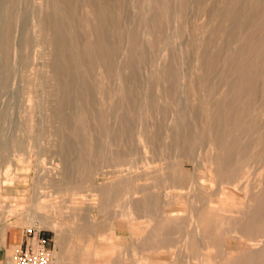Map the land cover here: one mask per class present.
Masks as SVG:
<instances>
[{
    "label": "rangeland",
    "instance_id": "rangeland-1",
    "mask_svg": "<svg viewBox=\"0 0 264 264\" xmlns=\"http://www.w3.org/2000/svg\"><path fill=\"white\" fill-rule=\"evenodd\" d=\"M44 1L0 0L1 23L11 22L12 20L10 48L6 59L7 67L11 71H8L7 77L9 78L6 77V83H0V220L24 230L32 226L28 224L30 218L27 214L34 209V202L40 206L47 204V202L50 207L57 206L58 211L54 214V217L64 223L63 237L64 240L66 239L65 242H69L68 244L66 243L67 249L69 247L70 250L68 251L72 253L73 260H75V263L76 261L79 262V264H216L218 262L215 260H218L224 248L235 249L237 253L243 248V242L227 236L226 231L229 230L227 223H223L218 227V230H215L216 241L213 246H210L204 244V242L202 243L203 238L200 237V233L204 232L203 228L205 226L196 228L194 222L195 213L201 209V206H206L212 200H224L225 206L232 209L243 206L244 203L249 201V198L245 197V191L242 189L235 188V186L232 187V185H224V183L217 181L212 172L214 164L210 161L215 151L209 148L205 140V137L209 135L207 112L213 110L218 102L221 105H227L233 100V83L231 80L224 81L223 78H231L238 75L236 73H239V69L245 64L256 65L255 71L253 68V70L248 72V74L254 72L251 75L254 78L256 77V80H254V88L256 87L254 89L256 95L254 96L256 98L253 96V101L255 102L251 100L253 103H250V108L252 109H250L249 117L247 118V129L244 132L236 131L238 134L237 147H245L246 151L249 149L246 152L245 161L243 160L246 184L250 183L248 186L251 188L256 184L258 176H264V102L261 103V100L264 101V8L262 7L264 6L262 4L264 0H95L97 2L95 8L99 10L104 8L111 15L113 14V18L106 17L105 19L101 16L97 18L98 15L95 13L92 16H88L85 12V9H87L85 0H70L72 4L69 5V10L73 9L72 11L75 13L73 17L67 20L64 26V33L68 34L72 31L75 38L64 39L61 43L64 46L67 45V47H72L74 43L80 44V47L82 43L83 46L80 49H85L91 45V41L92 43L95 41L94 43H103V51L105 50V45L108 46V50H106L107 53L104 51L106 53V55L103 54L105 59L102 58L101 62L94 59L95 53L93 55V51L90 55L91 58L87 55L77 61L71 59L70 64L61 59L63 62L60 61V67H62L61 70L63 71L60 70L57 73L58 76L56 75L53 60L56 53L51 46L42 40L39 31L36 30L38 28L35 26L38 18L42 14H46L44 6L41 5ZM38 3H41V7L37 5ZM252 4L254 5L252 6ZM259 6L260 8H257ZM236 9H239V12ZM50 14L53 17H58L61 13L51 12ZM66 14L69 15L67 12ZM222 14L223 16H221ZM62 15L64 16V14ZM93 16L96 17L94 18ZM90 19L95 23L92 24L91 21L90 25ZM103 20H107V22L104 21V24L107 25L106 27L102 23ZM96 21L98 24H96ZM86 22L92 28L94 35L89 34L85 30ZM242 24L244 28L241 27ZM14 28L16 29L14 30ZM121 31H124L123 35ZM229 32L230 34H228ZM95 34L98 36L96 37ZM100 34L102 35L100 36ZM126 35L132 39L129 40ZM230 39H235V41L231 40L230 42ZM133 40L134 42H132ZM136 42L137 44H135ZM109 43H112L110 44L112 45L111 47ZM22 45L24 47L21 48ZM249 47L258 49L260 55H258V52L255 53V49L249 51ZM125 54L131 55V57L129 56V58ZM89 58L90 61L88 60ZM110 58L111 60L109 61ZM208 59H214L215 64L209 65ZM82 62H88L92 67L85 71L83 66L87 65V63ZM92 62H94L93 65ZM98 63L100 64L98 65ZM132 66L133 69L129 71ZM88 71H91V74ZM69 76L70 79L68 78ZM81 79L84 82L87 80V83L85 85L83 83L80 84L78 81ZM66 81H69L70 87L72 86L71 91L70 87L64 90L60 87ZM256 83L258 86L261 85V87H258ZM30 84L33 85L31 92L29 90ZM86 84L89 87L86 88ZM79 87L84 90H80ZM90 87L91 89H89ZM160 87L167 90H162ZM133 88L136 89L133 90ZM257 90L259 91L257 92ZM56 92L58 93L56 94ZM170 92L171 96L163 95ZM223 92L225 93L221 94ZM85 93L88 94L87 96L90 99L84 96ZM61 94L62 96H60ZM132 98L136 99L132 100ZM59 100L62 101L63 110L61 106L59 107L61 109H58ZM87 100L91 102L89 103ZM128 106L132 109L128 110ZM83 107L85 109L90 107L89 110L95 112L97 117L99 116L98 120L91 116L90 120H93L92 122L97 125L95 127V124L89 121L92 127H90L88 135H84L82 132L80 134L74 133L75 130H73L77 125L75 117L79 109ZM194 112L196 113L195 116L198 113L196 117L198 120L195 118ZM63 115L68 119L64 118ZM117 115L123 116L130 124L129 128H132L129 130L130 142L123 143V141L117 140L113 144L111 143L110 132L117 131L120 128L114 122L115 120L117 121ZM192 115L194 118H192ZM28 116L32 119L31 122L28 121ZM62 117L64 120L67 119V124L71 122L72 130L67 125L68 129L65 126L62 127ZM183 118H185V121L188 120L190 124L183 122ZM175 119L187 124L181 126L183 130L181 127L176 128ZM112 120L113 122H111ZM27 126L31 129L34 128L30 132ZM198 126H200L199 128L204 126V128L200 130ZM184 130L185 134L183 133ZM44 131L46 134H44ZM91 131L95 133L94 136ZM200 132L203 137L200 136ZM64 133H69V135H65V137ZM183 134L186 137L195 136L203 139L194 144L195 147L193 146L192 154L175 148V138H186ZM68 137L74 143H77L76 146H73V150L78 147L75 151H72V147L70 148L69 145H65V148L68 147V149L63 148L64 141H70ZM139 137L149 139L150 143L147 144V147H143V142L138 141ZM90 138L93 139L90 140ZM85 139L89 144L82 146L80 142ZM73 142L71 143L74 144ZM204 142L206 146L202 145ZM63 149L66 151H63ZM68 150L69 155H67ZM70 150L75 156V152L78 150L76 152L78 160ZM202 153L204 157L200 156ZM63 155L66 156V159ZM80 156H83L86 167L78 163ZM124 156L126 157L127 165L121 166V168L130 170L132 168V174H134L132 182L124 185L118 194H113V192H107L108 195L107 193H100V189H114L113 181L117 178V174L114 173L116 170L114 164L117 157L125 159ZM179 170L182 171L186 179L199 178L205 188L207 186L211 187L210 189L207 187L210 192H218L220 189L218 194H222V197L220 196L219 198L218 194H216L211 195L212 198L210 196H206L207 198L202 196L197 199V197L194 198L192 194L187 193V189L167 188L166 183L152 178L153 172ZM60 173L67 176L71 183H67L65 180L57 183L52 182L54 177L63 178V176L59 175ZM142 174H146L147 177ZM137 177L139 179L135 181ZM151 178L154 182H151ZM228 186L231 187L229 188ZM142 187L153 190L151 191L152 194L158 196V202L156 201L155 205L158 210L165 212L162 216L160 215L161 212L159 214L156 212L153 220L148 221L142 213L133 214L131 208L134 204L139 205L142 200L139 198L141 193L133 195L131 191L140 190ZM223 187H227L226 191L234 189L235 192L233 193H236V195L228 194L227 196V193H222ZM125 192L128 193L125 195ZM129 196L130 199L128 198ZM133 196L135 197L133 198ZM214 197L216 198L214 199ZM227 198L230 200H226ZM229 202L230 204H228ZM257 204L258 202L256 206ZM49 206L45 208V211L50 209ZM176 212L179 213V219L174 218L175 222L173 220L167 223L168 221L166 222L163 219L165 214ZM259 212L264 226V207ZM252 213H258V211L256 212L254 208H251L249 214ZM73 214L76 215L75 219L70 218ZM178 220H181L180 223ZM149 223H163L165 230L162 234L165 233L167 238L170 239L168 247L148 245L152 239L136 243L137 237L144 240L147 236ZM35 224L36 228L43 229L53 239L55 251H60L59 247H56L54 231L40 227L37 221ZM70 225L83 226L87 228V231L85 233H70L68 231ZM196 229L202 230H198L200 231L198 233ZM206 229L209 230V227ZM231 234H234V232ZM222 240L224 243L220 242ZM196 242L199 244L196 245ZM153 248L158 250L154 251ZM235 252L233 253L236 254Z\"/></svg>",
    "mask_w": 264,
    "mask_h": 264
},
{
    "label": "bare ground",
    "instance_id": "bare-ground-1",
    "mask_svg": "<svg viewBox=\"0 0 264 264\" xmlns=\"http://www.w3.org/2000/svg\"><path fill=\"white\" fill-rule=\"evenodd\" d=\"M11 1H15V0H11ZM21 1V0H20ZM75 1V0H74ZM73 1V2H74ZM86 1V8L87 9H85V12L88 14V16H92V15H94V13L96 14V15H98L97 16V18H99L100 16L101 17H103L104 19L107 17H112L113 18V14L111 15V13L109 12H107L106 10L107 9H97V8H95L96 6H97V2H95V0H85ZM185 1V0H184ZM259 2V1H258ZM80 3V2H79ZM101 4H102V2H100ZM99 3V4H100ZM104 3H107V2H104ZM108 3H109V6H110V2L108 1ZM107 3V4H108ZM147 3H148V1H147ZM241 3V2H240ZM250 3H252V2H250ZM13 4V3H12ZM17 4V3H16ZM41 3H38L37 5H40ZM70 4H72V3H70V0H45L41 5H43L44 6V9L46 10V14H42L39 18H38V20H37V22H36V28H38V29H36V30H38L39 31V34H40V36H41V38H42V40L44 41V42H46L49 46H51L52 47V50L53 51H55V56H54V64H55V70H56V75L58 76V74L57 73H59L60 72V70H61V68L62 67H60V61H62L63 62V60H64V62H66L67 64H70V60L71 59H73V61H74V59L77 61V60H79L81 57H83V56H87V55H91V53H92V51H93V55H94V53H95V57H94V59L95 60H97V61H100L101 62V59L102 58H104L103 57V54H105L106 55V53H107V51L106 50H108V46H106L105 45V52L106 53H104V51H103V49H102V47H103V43L102 44H100L99 42H97V43H92V41H91V45L90 46H88L87 48H85V49H80L81 48V46H83L82 45V43H81V46L79 47V45L78 44H76V43H74L73 44V46L71 47H67V45L66 46H64L61 42L64 40V39H67V38H75V36H74V33L71 31V32H69L68 34L67 33H64V26H65V24H66V22H67V20H69V18H71V17H73L74 16V11H70L69 10V5ZM157 4V3H156ZM237 4V3H236ZM258 4V3H257ZM257 4H255L256 6H257ZM262 4H264V3H262ZM41 5H40V7H41ZM79 5V4H78ZM122 5V4H121ZM120 5V6H121ZM124 5V4H123ZM158 5V4H157ZM166 5V4H165ZM231 5V4H230ZM233 5V4H232ZM242 5V4H241ZM254 4H252V6H253ZM259 5V4H258ZM13 6V5H12ZM99 6V5H98ZM108 6V5H107ZM112 6V5H111ZM167 6V5H166ZM183 6H185V5H183ZM238 6V5H237ZM245 6V5H244ZM256 6H255V8H256ZM260 6H262V5H260ZM260 6L259 7H257V8H260ZM14 7V6H13ZM102 7H104V6H102ZM153 7V6H152ZM155 7V6H154ZM168 7V6H167ZM225 7V6H224ZM249 7V6H248ZM263 8H264V6H262ZM11 8V7H10ZM39 8V7H38ZM109 8V7H108ZM240 8V7H239ZM242 8H243V6H242ZM37 9V8H36ZM39 9H41V8H39ZM121 9H123L122 7H121ZM233 9H234V6H233ZM254 9V8H253ZM68 10V11H67ZM84 10V9H83ZM111 10V9H110ZM158 10H159V8H158ZM228 10H229V8H228ZM235 10V9H234ZM236 10H238V12H239V9H236ZM255 10V9H254ZM257 10V9H256ZM10 11H12V10H10ZM53 12V13H56V12H60L61 14L58 16V17H53V16H51L52 14H50L51 12ZM113 11V10H112ZM166 11V10H165ZM164 11V12H165ZM241 11V10H240ZM259 12H260V10H258ZM41 12V11H40ZM66 12L69 14V15H67L66 14ZM84 12V11H83ZM159 12V11H158ZM237 12V11H236ZM250 12V11H249ZM262 12V11H261ZM10 13V12H9ZM39 13V12H38ZM37 13V14H38ZM81 13V12H80ZM85 13V14H86ZM121 13H122V11H121ZM176 13V12H175ZM227 13V12H226ZM230 13H231V11H230ZM235 13V12H234ZM255 13V12H254ZM40 14V13H39ZM62 14H64V16L62 15ZM123 14V13H122ZM144 14H146L145 12H144ZM167 14V13H166ZM231 14H233V13H231ZM238 14V13H237ZM242 14H243V10H242ZM245 14V13H244ZM249 14V13H248ZM258 14V13H257ZM57 15V14H56ZM119 15V14H118ZM176 15V14H175ZM182 15V14H181ZM234 15V14H233ZM240 15H241V13H240ZM247 15V14H246ZM253 15V14H252ZM55 16V15H54ZM167 16V15H166ZM221 16H223V14L221 15ZM94 17V16H93ZM96 17V16H95ZM94 17V18H95ZM118 17V16H117ZM144 17H145V15H144ZM157 17H158V14H157ZM161 17V16H160ZM163 17V16H162ZM181 17V16H180ZM226 17V16H225ZM240 17V16H239ZM82 18V17H81ZM90 18V17H89ZM102 18V19H103ZM152 18V17H151ZM245 18V17H244ZM66 19V20H65ZM110 19V18H109ZM108 19V20H109ZM117 19V18H116ZM222 19V18H221ZM231 19V18H230ZM237 19V18H236ZM72 20V19H71ZM79 20V19H78ZM89 20V19H88ZM100 20V19H99ZM98 20V21H99ZM124 20V19H123ZM219 20V19H218ZM234 20H235V18H234ZM233 20V21H234ZM244 20H246V19H244ZM7 21V20H6ZM83 21V20H82ZM91 19H90V21H89V24L91 25ZM102 21V20H101ZM105 20H103V24L105 23V22H107V20L104 22ZM126 21V20H125ZM11 22H12V20H11ZM11 22L10 21H7L6 23H4L3 22V24L1 23V21H0V83L1 84H4V83H6V77H7V75H8V71H11V70H9V68L7 67V65L8 64H6V59H7V54H8V52H9V48H10V41H11V29H12V26H11ZM70 22H72V21H70ZM69 22V23H70ZM97 22V21H96ZM119 22H120V20H119ZM124 22V21H123ZM147 22V21H146ZM149 22V21H148ZM161 22V21H160ZM218 22V21H217ZM248 22V21H247ZM78 23V22H77ZM95 23V22H94ZM93 23V21H92V24H94ZM122 23V22H121ZM230 23V22H229ZM239 23V22H238ZM249 23H250V20H249ZM254 23H256V22H254ZM87 22H86V28H85V30L89 33V34H93L92 33V28H90V25H89ZM96 24H98V22L96 23ZM106 24H108V23H106ZM126 24V23H125ZM241 24V23H240ZM248 24V23H247ZM76 25V24H75ZM100 25H101V22H100ZM122 25V24H121ZM120 25V26H121ZM71 26V25H70ZM102 26V25H101ZM104 26L106 27L107 25H105L104 24ZM104 26H103V29H104ZM119 26V27H120ZM152 26V25H151ZM233 26V25H232ZM237 26V25H236ZM264 26V25H263ZM77 27V26H76ZM81 27V26H80ZM234 27V26H233ZM242 28H244L243 27V24H242V26H241ZM249 27V26H248ZM68 28H69V26H68ZM78 28V27H77ZM101 28V27H100ZM112 28H114V27H112ZM234 28H236V27H234ZM242 28H240V29H242ZM264 28V27H263ZM262 28V29H263ZM16 28H14V30H15ZM96 29H98V28H96ZM102 29V30H103ZM115 29V28H114ZM122 29V28H121ZM67 30V29H66ZM84 30V31H85ZM148 30V29H147ZM228 30V29H227ZM231 30H232V28H231ZM231 30H229L230 32H231ZM259 30H261L260 28H259ZM104 31V30H103ZM102 31V32H103ZM118 31V30H117ZM217 31V30H216ZM244 31H245V29H244ZM257 31V30H256ZM13 32V31H12ZM101 32V31H100ZM99 32V33H100ZM122 32V31H121ZM124 32V31H123ZM123 32H122V35H123ZM126 32V31H125ZM230 32L228 33V34H230ZM233 32V31H232ZM254 32V31H253ZM14 33V32H13ZM79 33V32H78ZM106 33V32H105ZM108 33V32H107ZM112 33V32H111ZM115 33V32H114ZM127 33V32H126ZM154 33V32H153ZM227 33V32H226ZM238 33V32H237ZM113 34V33H112ZM132 34V33H131ZM159 34V33H158ZM232 34H234V33H232ZM243 34V33H242ZM256 34V33H255ZM94 35V34H93ZM102 34H100V36H101ZM117 35V34H116ZM134 35V34H133ZM150 35V34H149ZM148 35V36H149ZM226 35V34H225ZM235 35V34H234ZM251 35V34H250ZM249 35V36H250ZM257 35V34H256ZM259 35V34H258ZM27 36H29V35H27ZM31 36V35H30ZM95 36H96V34H95ZM98 36V35H97ZM96 36V37H97ZM127 36V35H126ZM132 36V35H131ZM154 36H155V34H154ZM216 36H218V35H216ZM229 36V35H228ZM227 36V38H229ZM93 37V36H92ZM95 37V38H96ZM127 37H129V40H131L130 39V36H127ZM226 37V36H225ZM224 37V38H225ZM240 37H242V36H240ZM26 38V37H25ZM102 38H103V36H102ZM106 38V37H105ZM107 38H108V36H107ZM123 38V37H122ZM121 38V39H122ZM134 38V37H133ZM231 38V37H230ZM254 38V37H253ZM14 39V38H13ZM31 40H32V38H30ZM78 39V38H77ZM124 39H125V37H124ZM123 39V40H124ZM127 39V38H126ZM243 39V38H242ZM245 39V38H244ZM103 40V39H102ZM120 40V39H119ZM136 40V39H135ZM231 40L232 39H230V42H231ZM253 40V39H252ZM252 40H251V42H252ZM74 41V40H73ZM78 41V40H77ZM105 41V40H104ZM122 41V40H121ZM128 41V40H127ZM233 42L235 41V39L234 40H232ZM86 42V41H85ZM124 42V41H123ZM126 42V41H125ZM130 43H131V41H129ZM132 42H134V40L132 41ZM153 42V41H152ZM12 43V42H11ZM13 43H15V42H13ZM105 43V42H104ZM108 43V42H107ZM115 43V42H114ZM139 43V42H138ZM22 44V43H21ZM84 44V43H83ZM106 44V43H105ZM110 44H112V43H109V45ZM129 44V43H128ZM135 44H137V42L135 43ZM244 44V43H243ZM249 44V43H248ZM253 44V43H252ZM256 44V43H255ZM15 45V44H14ZM86 45V44H85ZM132 45V44H131ZM156 45V44H155ZM211 45V44H210ZM242 45V44H241ZM240 45V46H241ZM12 46V45H11ZM25 46H26V44H25ZM112 45H110V47H111ZM125 46V45H124ZM129 46V45H128ZM134 46H136V45H134ZM257 46V45H256ZM22 47H24L23 45L21 46V48ZM115 47V46H114ZM117 47V46H116ZM139 47V46H138ZM138 47H136V48H138ZM264 47V46H263ZM83 48V47H82ZM155 48V47H154ZM260 48H262V47H260ZM252 49H255V48H251V47H249V51H251ZM116 50V49H115ZM123 50H125V49H123ZM127 50H129L128 48H127ZM126 50V51H127ZM261 50V49H260ZM14 52H15V50H13ZM25 51V50H24ZM53 51H52V53H53ZM248 51V52H249ZM13 52V53H14ZM133 52V51H132ZM253 52V51H252ZM258 52V55H260L259 54V51H258V49H255V53H257ZM262 52H263V50H262ZM111 53H113V52H111ZM128 53H130V52H128ZM264 53V52H263ZM122 54H124V53H122ZM201 54V53H200ZM12 55V54H11ZM49 55H51L50 53H49ZM126 56H130L131 57V55H127V54H125ZM145 55H146V53H145ZM202 55V54H201ZM244 55V54H243ZM114 56V55H113ZM144 56V55H143ZM239 56H241V55H239ZM238 56V57H239ZM110 57V56H109ZM123 57V56H122ZM129 57V58H130ZM135 57V56H134ZM53 58V57H52ZM90 58H91V56H90ZM90 58L88 59L89 61H90ZM136 58V57H135ZM141 58V57H140ZM143 58V57H142ZM209 58V57H208ZM22 59V58H21ZM61 59H63V60H61ZM105 59V58H104ZM124 59V58H123ZM134 59V58H133ZM137 59V58H136ZM144 59H145V57H144ZM158 59V58H157ZM111 60V58L109 59V61ZM128 60V59H127ZM126 60V61H127ZM132 60V59H131ZM135 60V59H134ZM209 60V59H208ZM226 61H227V59H225ZM72 61V62H73ZM123 61H125V60H123ZM130 61V60H129ZM128 61V62H129ZM144 61V60H143ZM215 61H216V59H215ZM229 61V60H228ZM264 61V60H263ZM27 62H28V60H27ZM102 62H103V60H102ZM134 62V61H133ZM137 62V61H136ZM82 63H85V62H82ZM87 63V65H84L83 66V69L85 70V71H87L88 69H90L92 66H91V64H88V62H86ZM85 63V64H86ZM93 63L94 62H92V65H93ZM124 63V62H123ZM129 63H131V62H129ZM209 65H213V63H214V59H210L209 60ZM78 64V63H77ZM100 63H98V65H99ZM112 64V63H111ZM134 64V63H133ZM154 64V63H153ZM206 64H207V61H206ZM215 64V63H214ZM62 65V64H61ZM95 65V64H94ZM104 65V64H103ZM107 65H108V62H107ZM106 65V66H107ZM125 65V64H124ZM127 65V64H126ZM159 65V64H158ZM208 65V66H209ZM235 65H237V64H235ZM70 66V65H69ZM128 66V65H127ZM255 66L256 65H254V64H245V65H243V67H241L240 69H239V73H236V74H238V75H236V76H234V77H231V78H229V77H225V78H223L224 79V81H227V80H231L232 81V85H233V90L235 91H233V100L232 101H230L231 103L230 104H227V105H221V103L220 102H218L217 104H216V106H215V108H213V110H210L209 112H207V118H208V126H207V129L209 130V135L207 136V137H205V140H206V142H207V145L209 146V148L211 149V150H214L215 151V154L213 155V157H211V159H210V161H211V163H213L214 164V167L212 168V172H213V174H214V176L216 177V179H217V181H219V183H224V185L225 184H227V185H232V187L233 186H235V188L237 187L238 189H242L243 191H245V197L247 196L248 198H249V201L247 202V203H244L243 204V206H240V207H238V208H236V209H232V208H229V207H227V206H225V202H224V200H219V201H211L209 204H207L206 206H204V207H202L201 206V209L199 210V211H197L196 213H195V226H196V228H199V227H204L205 226V228H203L204 229V232H202V233H200V237L201 238H203V241H202V243L204 242V244H206V245H210V246H213V244L215 243V241H216V232H215V230H218V227H220L223 223H227L228 224V226H229V230L228 231H226L227 232V236H230L231 238H233V239H237L239 242H243V248L242 249H240L237 253L235 252V249H232V248H230V249H228V248H224V250H223V252H222V254L221 255H219V258H218V260L216 259L215 261L216 262H218V263H216V264H264V226H263V220H262V216H261V214H260V212L259 211H261L262 209H263V207H264V176H262V177H260V176H258V180H257V182H256V184H254L251 188H250V186H248L247 184H246V182H245V177H246V175H245V169H244V165H243V160L245 161V157H246V155H247V151L249 150H247L246 151V149H245V147H237V143H238V134H237V132H239V131H241V132H244L246 129H247V127H246V125H247V118L249 117V112H250V109H252V108H250V103L253 101V96L254 95H256V91H254V89L256 88H254V85H255V81L254 80H256L254 77H253V75H251L252 73H254V72H252L251 74L249 73L248 74V72L249 71H251V70H253V68H254V71H255ZM11 67V66H10ZM70 67H73V66H70ZM75 67V66H74ZM12 68V67H11ZM129 68V67H128ZM134 68H136V67H134ZM161 68V67H160ZM232 68V67H231ZM259 68V67H258ZM13 69V68H12ZM94 69V68H93ZM118 69V68H117ZM121 69V68H120ZM133 69V66H132V68L130 67L129 68V71H131ZM168 69V68H167ZM172 69H173V67H172ZM99 70V69H98ZM166 70V69H165ZM164 70V71H165ZM61 71H63V70H61ZM66 71V70H65ZM127 71V70H126ZM128 71V72H129ZM259 71V70H258ZM79 72V71H78ZM91 72V71H90ZM89 71H88V73H90ZM167 72V71H166ZM234 72V71H233ZM53 73L55 74V72L53 71ZM72 74V73H71ZM70 74V75H71ZM74 74H75V72H74ZM91 74V73H90ZM163 74H165V73H163ZM226 74V73H225ZM231 74V73H230ZM258 74V73H257ZM30 75V74H29ZM28 75V77H30ZM118 75V74H117ZM130 75V74H129ZM138 75V74H137ZM90 76V75H89ZM257 76V75H256ZM25 77H27V76H25ZM102 77V76H101ZM7 78H9V77H7ZM65 78H66V76H65ZM69 79H70V76L68 77ZM81 78V77H80ZM79 78V79H80ZM124 78V77H123ZM163 78V77H162ZM184 78H185V76H184ZM264 78V77H263ZM36 79V78H35ZM183 79V78H182ZM8 80V79H7ZM91 80V79H90ZM152 80H153V78H152ZM185 80V79H184ZM221 80V79H220ZM219 80V81H220ZM257 80H258V78H257ZM263 80V79H262ZM25 81V80H24ZM47 81V80H46ZM59 81V80H58ZM57 81V82H58ZM82 81V82H81ZM89 81V80H88ZM164 81V80H163ZM60 82V81H59ZM71 82H72V80H71ZM78 82H80V84L81 83H83L84 85H85V83H87V80H86V82H84L82 79L81 80H79ZM91 82V81H90ZM153 82V81H152ZM257 82H259V81H257ZM261 82V81H260ZM259 82V83H260ZM264 82V81H263ZM31 83V82H30ZM77 83V82H76ZM76 83H73V84H76ZM121 83V82H120ZM183 83V82H182ZM181 83V84H182ZM23 84V83H22ZM25 84V83H24ZM43 84V83H42ZM53 84V83H52ZM79 84V83H78ZM158 84V83H157ZM180 84V85H181ZM257 84V83H256ZM26 85V84H25ZM83 85V86H84ZM87 85V84H86ZM159 85H162V84H159ZM175 85V84H174ZM90 86H92L91 84H90ZM257 86H258V84H257ZM260 87H261V85H259ZM258 86V87H259ZM61 88H63V90L64 89H68L69 87H70V83H69V81H66L64 84H62V86H60ZM72 87V86H71ZM71 87H70V91H71ZM78 87V86H77ZM87 87H89L88 85L86 86V88ZM140 87V86H139ZM163 87V86H162ZM23 88V87H22ZM60 88V89H61ZM85 88V87H84ZM161 88V87H160ZM74 89V88H73ZM79 89L80 90H82V88L81 87H79ZM89 89H91V87L89 88ZM136 89V88H135ZM134 88H133V90H135ZM162 89V88H161ZM164 89V88H163ZM162 89V90H163ZM166 89V88H165ZM164 89V90H165ZM26 90V89H25ZM27 90H28V87H27ZM29 90H30V92L33 90V85L32 84H30L29 85ZM37 90V89H36ZM50 90V89H49ZM57 90V89H56ZM75 90V89H74ZM84 90V89H83ZM82 90V91H83ZM103 90V89H102ZM167 90V89H166ZM165 90V91H166ZM24 91V90H23ZM161 91V90H160ZM259 90H257V92H258ZM27 92H29V91H27ZM29 92V93H30ZM35 92V91H34ZM44 92V91H43ZM50 92V91H49ZM68 92H69V90H68ZM81 92V91H80ZM89 92V91H88ZM87 92V93H88ZM136 92V91H135ZM156 92V91H155ZM163 92V91H162ZM161 92V93H162ZM218 92V91H217ZM24 93V92H23ZM22 93V94H23ZM58 92H56V94H57ZM92 93V92H91ZM133 93V92H132ZM137 93V92H136ZM160 93V92H159ZM173 93V92H172ZM225 92H223V93H221V94H224ZM235 93V94H234ZM255 93V94H254ZM27 94V93H26ZM43 94V93H42ZM55 94V95H56ZM122 94H123V92H122ZM41 95V94H40ZM44 95V94H43ZM46 95H47V93H46ZM72 95V94H71ZM74 95V94H73ZM88 94H84V96H86V97H88L87 96ZM111 95V94H110ZM115 95H116V93H115ZM114 95V96H115ZM120 95V94H119ZM131 95V94H130ZM157 95L159 96V94L157 93ZM164 96H171V92L170 93H168V94H163ZM232 95V94H231ZM259 95H261V94H259ZM42 96V95H41ZM40 96V97H41ZM60 96H62V94L60 95ZM60 96H58V98L60 97ZM65 96L67 97V95L65 94ZM65 96H63V97H65ZM76 96V95H75ZM90 96V95H89ZM134 96V95H133ZM139 96V95H138ZM145 96V95H144ZM173 96V95H172ZM43 97V96H42ZM73 97V96H72ZM107 97V96H106ZM130 97V96H129ZM140 97V96H139ZM161 97H162V95H161ZM255 97V96H254ZM218 98V97H217ZM256 98V97H255ZM258 98V97H257ZM59 99H61V98H59ZM65 99V98H64ZM68 99V98H67ZM82 99V98H81ZM88 99H90L89 97H88ZM128 99V98H127ZM126 99V100H127ZM131 99V98H130ZM134 98H132V100H133ZM136 99V98H135ZM134 99V100H135ZM264 99V98H263ZM84 100H86V99H84ZM175 100V99H174ZM209 100V99H208ZM252 100V101H251ZM259 100V99H258ZM74 101H75V99H74ZM88 101V100H87ZM162 101V100H161ZM214 101V100H213ZM226 101V100H225ZM70 102V101H69ZM89 102V101H88ZM91 102V101H90ZM89 102V103H90ZM168 102V101H167ZM174 102V101H173ZM215 102H216V100H215ZM222 102V101H221ZM253 102H255V101H253ZM252 102V103H253ZM262 102H264V101H262L261 100V103ZM214 103V102H213ZM227 103V102H226ZM51 104V103H50ZM68 104V103H67ZM70 104V103H69ZM93 104V103H92ZM225 104V103H224ZM260 104V103H259ZM58 105V104H57ZM123 105H128V104H123ZM47 106V105H46ZM53 106V105H52ZM61 106V108H62V110L64 109V107H63V104H62V101H60L59 100V105H58V109H61V108H59ZM66 106V105H65ZM85 106V105H84ZM93 106V105H92ZM91 106V107H92ZM261 106V105H260ZM124 107H126V106H124ZM129 107V106H128ZM201 107V106H200ZM210 107L212 108V106L210 105ZM127 108V107H126ZM125 108V109H126ZM56 109V108H55ZM89 109H90V107H89ZM88 108H81V109H79V112L77 113V115H76V117H75V120H76V123H77V125H76V127H75V129L73 128V130H75V132L74 133H78V134H80V132H82V134H84V135H88L89 133H90V127H92V126H90V123H89V121L91 122V123H94V122H92L90 119H91V116L93 117V118H96L97 120H98V117L95 115V112H92L91 110H89ZM94 110H95V108H93ZM130 109V107L128 108V110ZM132 109V108H131ZM130 109V110H131ZM176 109V108H175ZM256 109H258V108H256ZM117 110V109H116ZM60 111V110H59ZM77 111H78V109H77ZM96 111V110H95ZM197 111V110H196ZM132 112V111H131ZM198 112V111H197ZM201 112V111H200ZM27 113V112H26ZM59 113V112H58ZM62 113V112H61ZM118 113V112H117ZM177 113V112H176ZM179 113V112H178ZM199 113V112H198ZM198 113H197V115H198ZM65 114V113H64ZM75 114V113H74ZM122 114V113H121ZM174 114V113H173ZM195 112H194V116H195ZM27 115V114H26ZM48 115V114H47ZM131 115V114H130ZM130 115H129V117H130ZM197 115L195 116V118L197 117ZM50 116V115H49ZM64 116V115H63ZM109 116H111V115H109ZM32 117V116H31ZM132 117V116H131ZM199 117V116H198ZM2 118H3V116H2ZM28 118V121L29 122H31V118L28 116L27 117ZM64 118H67V117H65L64 116ZM64 118L62 117L61 118V124H62V127L63 126H65L66 127V125H67V127L68 128H71V130H72V127L70 126V124H71V122H70V124H67L68 123V121H67V119H65L64 120ZM174 118V117H173ZM192 118H194L193 117V115H192ZM1 119V118H0ZM45 119H46V116H45ZM55 119V118H54ZM53 119V120H54ZM109 119V118H108ZM116 119H117V121L115 120L114 122H116L118 125H119V127L120 128H118V130L117 131H112V132H110V137H111V143L113 144L115 141H117V140H119V141H123V143H127L129 140H130V128H129V125L130 124H128V121L123 117V116H121V115H117L116 116ZM127 119H129V118H127ZM185 118H183V120H184ZM197 119V118H196ZM49 120V119H48ZM177 119H175V125H176V128L177 127H181V126H183V125H185L186 123H183V122H188V120L187 121H176ZM194 120V119H193ZM198 120V119H197ZM25 121H27V120H25ZM102 121V120H101ZM100 121V122H101ZM199 121H200V119H199ZM54 122V121H53ZM60 122V121H59ZM111 122H113V120L111 121ZM173 122H174V120H173ZM172 122V123H173ZM176 122H178V123H176ZM194 122V121H193ZM197 122V121H196ZM103 123V122H102ZM189 124H190V122H188ZM195 123V122H194ZM200 123V122H199ZM32 124V123H31ZM44 124V123H43ZM95 124V123H94ZM94 124H92L93 126H94ZM166 124V123H165ZM174 124V123H173ZM196 124V123H195ZM29 125H30V123H29ZM28 125V126H29ZM96 125L97 124H95V127H96ZM104 125V124H103ZM114 125V124H113ZM187 125V124H186ZM27 126V127H28ZM32 126V125H31ZM30 126V127H31ZM73 126V125H72ZM115 126V125H114ZM134 126V125H133ZM189 126V125H188ZM194 126V125H193ZM26 127V126H25ZM66 127V129H68ZM94 127V128H95ZM98 127V126H97ZM107 127V126H106ZM135 127V126H134ZM174 127V126H173ZM200 126H198V128H199ZM233 127H234V131H233ZM34 128V127H33ZM32 128V129H33ZM109 128V127H108ZM182 128V127H181ZM186 128V127H185ZM202 128H204V126L203 127H201V128H199L200 130H202ZM31 128H29L28 127V130H30V132H31V130H32ZM100 129H102V128H100ZM107 129V128H106ZM113 129H115V128H113ZM132 129V128H131ZM112 130V129H111ZM170 130V129H169ZM176 130V129H175ZM179 130V129H178ZM177 130V131H178ZM182 130H183V128H182ZM204 130V129H203ZM3 131V130H2ZM26 131H27V128H26ZM93 131V130H92ZM91 131V132H92ZM181 131V130H180ZM179 131V132H180ZM237 131V132H236ZM33 132V131H32ZM65 132V131H64ZM68 132V131H67ZM95 132H97V131H95ZM108 132V131H107ZM204 132V131H203ZM164 133V132H163ZM177 133V132H176ZM184 134H185V130H184V132H183ZM5 134V133H4ZM44 134H46V132L44 131ZM92 134H93V136H94V134L95 133H93L92 132ZM103 134V133H102ZM140 134H142L141 132H140ZM178 134V133H177ZM180 135H181V133H179ZM183 134V135H184ZM199 134V133H198ZM202 133L200 132V136H202L201 135ZM65 135H69V133L68 134H66V133H64V136ZM76 135V134H75ZM105 135V134H104ZM132 135V134H131ZM135 135V134H134ZM163 135V134H162ZM168 135H170V134H168ZM182 135V136H183ZM196 135V134H195ZM10 136V135H9ZM92 136V135H91ZM142 136V135H141ZM179 136V135H178ZM185 136V135H184ZM199 136V135H198ZM54 137H55V135H54ZM57 137V136H56ZM66 137V136H65ZM90 137V136H89ZM106 137H108V136H106ZM174 137V136H173ZM172 137V138H173ZM186 137V136H185ZM203 137V136H202ZM10 138V137H9ZM70 138H72V137H70ZM76 138V137H75ZM6 139V138H5ZM68 139H69V137H68ZM68 139H67V141H68ZM78 139V138H77ZM91 139H93V138H90V140ZM136 139V138H135ZM65 140V139H64ZM70 140V139H69ZM72 140V139H71ZM70 140V141H71ZM201 140H203V139H201L200 137H195V136H189V137H186V138H183V139H176L175 138V148H178V149H180V150H182V151H186L188 154H192L191 153V151L193 150V146H194V144L195 143H197L198 141H201ZM6 141V140H5ZM23 141V140H22ZM21 141V142H22ZM60 141V140H59ZM70 141H68V142H70ZM138 141L139 142H143V147H147L148 145V143H150V141H149V139L148 138H146V137H139L138 138ZM264 141V140H263ZM2 142V141H1ZM68 142H66V141H64V147L63 148H65V145H69L70 146V148L72 147V151H75L76 149H78V147L75 149V150H73L74 148H73V146H76L77 145V143H74L73 142V140L71 141V142H73L74 144H72L71 142V144L70 143H68ZM76 142V141H75ZM130 142V141H129ZM264 143V142H263ZM80 144L83 146H87V144H89V143H87V140L85 139L83 142L81 141L80 142ZM199 144V143H198ZM248 144V143H247ZM3 145V144H2ZM5 145H7V144H5ZM9 145H10V143H9ZM23 146H24V144H22ZM152 145V144H151ZM203 146H206L205 145V142H204V144H202ZM8 146V145H7ZM26 146V145H25ZM58 146V145H57ZM90 146V145H89ZM111 146V145H110ZM124 146H125V144H124ZM127 146V145H126ZM60 147V146H59ZM81 147V146H80ZM116 147V146H115ZM155 147V146H154ZM195 147V146H194ZM197 147H198V145H197ZM200 147V146H199ZM22 148V147H21ZM69 148V149H70ZM169 148H170V146H169ZM201 148V147H200ZM65 149H68V147H66ZM93 149V148H92ZM155 149H156V147H155ZM85 150V149H84ZM116 150V149H115ZM145 150H147V149H145ZM197 150V149H196ZM201 150V149H200ZM204 150V149H203ZM63 151H66V150H64L63 149ZM63 151H62V153H63ZM71 150H70V152L71 153H73ZM78 151V150H77ZM76 151V152H77ZM85 151H87V150H85ZM117 151V150H116ZM68 152V154L67 155H69V150L67 151ZM75 152V154H76V156H77V153ZM164 152V151H163ZM178 152H180V151H178ZM199 152H201V151H199ZM60 153V152H59ZM70 153V154H71ZM91 153V152H90ZM114 153V152H113ZM183 153V152H182ZM196 153H198V152H196ZM115 154V153H114ZM113 154V155H114ZM179 154V153H178ZM193 154H195V153H193ZM205 154V153H204ZM213 154V153H212ZM73 155H74V153H73ZM116 155H118L117 153H116ZM115 155V156H116ZM197 155H199V154H197ZM211 155V154H210ZM64 157H65V159H66V156L65 155H63ZM71 156H72V154H71ZM70 156V157H71ZM75 156V155H74ZM75 156V157H76ZM135 156V155H134ZM146 156V155H145ZM181 156H182V154H181ZM196 156V155H195ZM200 156H203V153L200 155ZM234 156V157H233ZM125 157V156H124ZM204 157V156H203ZM209 157V156H208ZM77 158V157H76ZM197 158V157H196ZM206 158V157H205ZM210 158V157H209ZM90 159H91V156H90ZM89 159V160H90ZM248 159V158H247ZM77 160H78V158H77ZM182 160V159H181ZM198 160V159H197ZM206 160V159H205ZM75 161H76V159H75ZM129 161V160H128ZM239 161V163H237ZM264 161V160H263ZM132 162V161H131ZM152 162V161H151ZM208 162V161H207ZM78 163H80L81 165L83 164L85 167H86V162L83 160V156L81 157L80 156V158H79V161H78ZM198 163V162H197ZM204 163V162H203ZM89 164H90V161H89ZM133 164H134V162H133ZM201 164V163H200ZM88 165V164H87ZM127 165V161H126V157H125V159H122V157H121V159L120 158H118L117 157V160H116V162H115V164H114V166L116 167V170L114 171V173H116L117 175V178L115 179V181H113L114 183V189H100L99 191H100V193H107V192H113V194H118L119 193V191H121V188L122 187H124V185H127L128 183H130V182H132V178H133V175L134 174H132V168H131V170L130 169H128V168H124V169H122L121 168V166H126ZM89 166V165H88ZM262 166V165H261ZM263 166H264V164H263ZM259 167V166H258ZM54 168V167H53ZM52 168V169H53ZM89 168V167H88ZM263 168V167H262ZM56 169V168H55ZM57 169H59V168H57ZM62 169V168H61ZM209 170V169H208ZM246 170H247V168H246ZM87 171V170H86ZM135 173V172H134ZM200 173V172H199ZM208 173V172H207ZM256 174V173H255ZM254 174V175H255ZM59 175H61V176H63V178L61 177H59V178H53L52 179V182H54V183H57V182H63L64 180L67 182V183H71L69 180H68V178H67V176H64V175H62V173H60ZM137 175V174H136ZM142 175H144V174H142ZM152 175H153V177L152 178H154L155 180H159V182H164V183H166V187L168 188H178V189H180V190H183V189H187V193H189V194H192V196H194V198L195 197H197V199L199 198V197H202V196H210L211 197V195H216V194H218V192L220 191V189H219V191L218 192H213V191H208L207 189L209 188L208 186V188L206 187H204L203 186V184L199 181V178H195V179H193V178H189V179H186L185 177H184V175H183V173H182V171H173V172H165V171H160V172H153L152 173ZM263 175V174H262ZM144 176H146V174L144 175ZM211 176V175H210ZM147 177V176H146ZM193 177V176H192ZM256 177H257V174H256ZM151 178V179H152ZM207 178V177H206ZM211 178V177H210ZM137 179H139L138 177L135 179V181L137 180ZM202 181V180H201ZM212 181V180H211ZM211 181H209V182H211ZM248 181V180H247ZM78 182H79V180H78ZM82 182V181H81ZM151 182H154L153 181V179H152V181ZM248 183V182H247ZM218 184V183H217ZM253 184V183H252ZM223 185V186H224ZM136 186V185H135ZM206 186V185H205ZM212 186V185H211ZM214 186V185H213ZM229 187V186H228ZM231 187V186H230ZM229 187V188H230ZM250 189H249V188ZM137 188V187H136ZM211 188V187H210ZM209 188V189H210ZM226 188L227 187H223V190L221 191L222 193H227V196H228V194H230V195H233V194H235L236 195V193H233V192H235L234 191V189H230V190H228V191H226ZM228 188V189H229ZM254 188H255V190H254ZM134 189V188H133ZM218 189V188H217ZM97 191V190H96ZM127 191V190H126ZM151 191H153V190H150L149 188H146V187H142V189H140V190H132L131 192H132V194L134 195H136V193H141V196L139 197L142 201H141V203L138 205V204H134L133 205V207L131 208L132 209V212H133V214H135V215H138V214H140V213H142V214H144V216H146V218H147V220L148 221H151V220H153V216L156 214V212H158V214H159V212H161L160 213V215L162 216V214L163 213H165V212H163V211H160V210H158V207H156V205H155V203H156V201L158 200L157 198H158V196H156V195H154V194H152V192ZM217 191V190H216ZM128 193V192H127ZM126 192H125V195L127 194ZM182 194V193H181ZM107 195H108V193H107ZM222 195V194H221ZM221 195H219L218 194V197L220 198V196ZM234 195V196H235ZM130 196H132V195H130ZM130 196L128 197L129 199H130ZM186 196H188V195H186ZM185 196V197H186ZM190 196V195H189ZM122 197V196H121ZM135 196H133V198H134ZM222 197V196H221ZM232 197V196H231ZM193 198V197H192ZM207 198V197H206ZM212 198V197H211ZM216 197H214V199H215ZM239 198V197H238ZM242 198V197H241ZM127 199V198H126ZM205 199V198H204ZM218 199V198H217ZM229 198H227L226 200H228ZM134 200V199H133ZM206 200V199H205ZM230 200V199H229ZM233 200V199H232ZM140 201V200H139ZM55 202V201H54ZM124 202H125V200H124ZM133 202V201H132ZM158 202V201H157ZM258 202V204H257V206H256V203ZM18 203V202H17ZM131 203V202H130ZM243 203V202H242ZM38 203H36V202H34V209L32 210V211H30V213H28L27 215H28V217L30 218V220H29V223L28 224H30V225H32L33 227H35V223H36V221L39 223V226L40 227H44V228H47V229H51V230H53L54 231V233H55V243H56V247L58 246L59 247V249H60V251H55V254H56V258H57V262H58V264H79V262H77L76 261V263H75V260H73V257H72V253L71 252H69L68 250H70L69 249V247H68V249H67V245H66V243L67 242H65V240H64V237H63V226H64V223L63 222H60L59 220H57L55 217H54V214H56L57 213V211H58V207L57 206H52V207H50L49 206V203L47 202V204L45 203V205H37ZM120 204V203H119ZM228 204H230V202L228 203ZM20 205V204H19ZM50 205H52V204H50ZM226 205H227V203H226ZM8 206V205H7ZM10 206V205H9ZM47 206H49L50 207V209L48 210V211H45V208L47 207ZM163 207V206H162ZM56 210H55V209ZM196 208V207H195ZM234 208H235V206H234ZM251 208H254L255 209V211L257 212L258 211V213H252V214H249V211H250V209ZM9 209V208H8ZM16 210V209H15ZM9 212H10V210H9ZM171 212V211H170ZM175 212V211H174ZM17 213V212H16ZM177 213V214H176ZM176 213H168V214H165V216H163V219L167 222V223H169V222H171V221H173V222H175V219L174 218H178V216H179V213L178 212H176ZM181 213V212H180ZM193 213H194V210H193ZM251 213V212H250ZM180 215H182V214H180ZM27 217V218H28ZM75 217H76V215L75 214H73L72 215V217H70V218H72V219H75ZM181 217V216H180ZM137 218H139V217H137ZM134 219V218H133ZM179 219V218H178ZM179 221V220H178ZM181 221V220H180ZM180 221H179V223H180ZM153 223V222H152ZM152 223H149L148 224V233H147V236L144 238V240H141L140 239V237H137V239H136V243H140L141 241L143 242V241H148V240H150V239H152V241H151V243L150 244H148V245H150V246H154V245H160V247H168V245L170 244V239L169 238H167V236H166V234L165 233H163L162 234V232H164V230H165V228H164V225H163V223L162 224H152ZM178 223V222H177ZM31 227V226H30ZM83 226H78V225H70L69 226V228H68V231L71 233H81V232H83V233H85L86 231H87V228H85V227H83ZM194 227V226H193ZM207 227H209V230H207L206 228ZM194 230H195V227L193 228ZM192 229V230H193ZM67 230V229H66ZM65 230V231H66ZM193 230V231H194ZM198 230H202V229H196V231L199 233L200 231H198ZM67 231V232H68ZM192 231V232H193ZM195 232V231H194ZM196 232V233H197ZM232 232H234V234H231ZM66 233V232H65ZM197 233V234H198ZM189 234V233H188ZM193 234V233H192ZM228 234H230V235H228ZM163 236V237H162ZM223 236V235H222ZM192 237V236H191ZM199 237V236H198ZM220 237V236H219ZM67 238V237H66ZM70 238V237H69ZM189 238V237H188ZM222 238V237H221ZM191 239H193V238H191ZM190 239V240H191ZM155 240V242H153ZM188 241H189V239H187ZM196 240V239H195ZM218 240V239H217ZM187 241V242H188ZM199 241V240H198ZM153 242V243H152ZM220 242H223V240L222 241H220ZM69 243V242H68ZM67 243V244H68ZM189 243V242H188ZM224 243V242H223ZM226 243V242H225ZM71 244V243H70ZM197 244H199L198 242H196V245ZM220 245V244H219ZM54 247H55V245H54ZM195 247V246H194ZM151 248V247H150ZM149 248V249H150ZM148 249V248H147ZM223 249V248H222ZM153 250L154 251H156V250H158L157 248H153ZM196 251H198L197 249H196ZM233 252H235L236 254H234ZM143 262V261H142ZM145 262V261H144ZM143 264V263H142Z\"/></svg>",
    "mask_w": 264,
    "mask_h": 264
},
{
    "label": "built area",
    "instance_id": "built-area-1",
    "mask_svg": "<svg viewBox=\"0 0 264 264\" xmlns=\"http://www.w3.org/2000/svg\"><path fill=\"white\" fill-rule=\"evenodd\" d=\"M5 264H58L53 239L43 229L25 228L21 244L10 252Z\"/></svg>",
    "mask_w": 264,
    "mask_h": 264
},
{
    "label": "crops",
    "instance_id": "crops-1",
    "mask_svg": "<svg viewBox=\"0 0 264 264\" xmlns=\"http://www.w3.org/2000/svg\"><path fill=\"white\" fill-rule=\"evenodd\" d=\"M22 233L23 230L18 226L9 225L6 221L0 220V264H5L10 252L19 247Z\"/></svg>",
    "mask_w": 264,
    "mask_h": 264
}]
</instances>
